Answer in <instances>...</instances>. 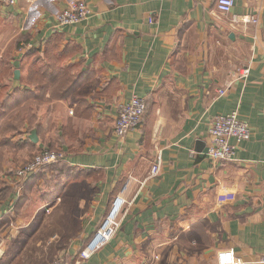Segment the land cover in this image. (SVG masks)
I'll return each mask as SVG.
<instances>
[{
  "label": "crops",
  "instance_id": "0c3cea01",
  "mask_svg": "<svg viewBox=\"0 0 264 264\" xmlns=\"http://www.w3.org/2000/svg\"><path fill=\"white\" fill-rule=\"evenodd\" d=\"M69 1L0 0V113L15 89L28 97L23 124L0 136V264H218L227 248L264 264V0L225 14L217 0H86V19L59 24ZM246 12L258 21H232ZM43 65L74 78L67 96L39 85ZM135 94L144 119L119 137V104ZM232 111L251 137L210 158L213 118ZM43 148L66 157L21 188L15 170ZM131 175L114 235L81 258Z\"/></svg>",
  "mask_w": 264,
  "mask_h": 264
},
{
  "label": "built area",
  "instance_id": "2783aa9c",
  "mask_svg": "<svg viewBox=\"0 0 264 264\" xmlns=\"http://www.w3.org/2000/svg\"><path fill=\"white\" fill-rule=\"evenodd\" d=\"M3 3L14 4L18 0H1ZM235 0H217V9L225 14L232 11ZM91 13V8L86 0H70L68 6L57 13V21L59 24H73L86 19ZM232 21L235 23L241 22L244 24L256 23L258 18L249 12L242 14H234ZM250 72L248 65L241 66L235 72L236 79L247 78ZM228 82L218 92L223 94L231 85ZM147 110V102L144 97L137 94L133 95L128 101L119 104L118 114L115 119L114 129L119 137H124L126 134L139 126L145 116ZM252 134V129L249 123L238 116L237 111L229 113H219L213 118L209 129V141L205 154L213 159H230L234 156L236 146L239 142L249 139ZM231 138L236 139V143L231 142ZM64 152L43 148V150L34 154V156L24 165L15 170L16 181L22 188L24 181L32 174L39 170L61 162L65 159ZM161 167V159L158 156L151 168V175H156ZM136 178L129 176L122 190L116 195L113 204L104 218L103 222L91 238V240L80 251L81 258L90 257L96 250L103 246L115 233L118 225L119 215L127 202ZM130 185V187H129ZM235 198L233 192H225L218 195L220 205L225 206L231 203ZM218 264H245V261L237 255L233 248L222 249L218 252ZM261 261L264 262V256ZM51 264H70L64 258L59 257L51 262Z\"/></svg>",
  "mask_w": 264,
  "mask_h": 264
},
{
  "label": "trees",
  "instance_id": "16d2710c",
  "mask_svg": "<svg viewBox=\"0 0 264 264\" xmlns=\"http://www.w3.org/2000/svg\"><path fill=\"white\" fill-rule=\"evenodd\" d=\"M35 73L45 75L44 77L46 81L39 82V85H44L45 87H52L53 96L57 97V96H67L68 95V92H69L68 89L71 87L70 84H72L74 80L72 76L70 75L61 76L58 68L52 67L50 65H43ZM27 100H28V97L26 93L23 90H19V89H15L13 93H10L5 98L2 104V110L0 113V136L4 137L7 132L17 129L23 124L24 119L22 120V117L28 108ZM15 108L18 110V113H15L16 111Z\"/></svg>",
  "mask_w": 264,
  "mask_h": 264
},
{
  "label": "water",
  "instance_id": "95a60500",
  "mask_svg": "<svg viewBox=\"0 0 264 264\" xmlns=\"http://www.w3.org/2000/svg\"><path fill=\"white\" fill-rule=\"evenodd\" d=\"M19 70H17V72H18ZM35 134H36V130L34 129V130H32V134H31V138L33 139V140H36V136H35Z\"/></svg>",
  "mask_w": 264,
  "mask_h": 264
}]
</instances>
